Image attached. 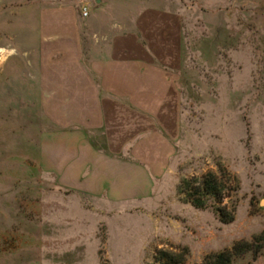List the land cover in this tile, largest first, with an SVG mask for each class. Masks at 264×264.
Listing matches in <instances>:
<instances>
[{"label":"rangeland","instance_id":"obj_1","mask_svg":"<svg viewBox=\"0 0 264 264\" xmlns=\"http://www.w3.org/2000/svg\"><path fill=\"white\" fill-rule=\"evenodd\" d=\"M166 3L183 30L173 158L152 192L111 208L105 225L89 201L56 185L59 128L45 115L38 59L24 53L31 43L20 32L0 31V264H113L103 252L119 233L139 253L125 264H206L244 243L231 264H264V0ZM117 11L107 8L108 22ZM208 173L221 199L196 194Z\"/></svg>","mask_w":264,"mask_h":264},{"label":"crops","instance_id":"obj_2","mask_svg":"<svg viewBox=\"0 0 264 264\" xmlns=\"http://www.w3.org/2000/svg\"><path fill=\"white\" fill-rule=\"evenodd\" d=\"M112 5L116 22L106 17ZM1 30L20 32L31 43L24 53L38 59L39 93L49 97L45 115L59 128L52 139L59 189L84 197L104 225L111 208L152 192L174 154L179 12L166 0H0ZM122 235L103 252L113 264L139 255L121 246Z\"/></svg>","mask_w":264,"mask_h":264},{"label":"trees","instance_id":"obj_3","mask_svg":"<svg viewBox=\"0 0 264 264\" xmlns=\"http://www.w3.org/2000/svg\"><path fill=\"white\" fill-rule=\"evenodd\" d=\"M197 190H198L196 193L197 195L202 194L206 197H216L218 199H221V195L224 189H223V185H221V182L217 180L216 176L208 173L204 175L202 179L200 180V188ZM191 202H192V205L196 208L204 207V201L193 199ZM216 211L220 219L223 222L231 221V218L225 217L226 215H224V212L222 209L219 208ZM249 248H250L249 244H246V243L236 244L229 251H222L213 256L207 257L208 263L206 264H231L232 259L234 257L243 254L244 250L247 251L249 250ZM161 254L164 255L162 252ZM181 261L182 260L173 261V259H171V261H169V263L167 264H180Z\"/></svg>","mask_w":264,"mask_h":264},{"label":"built area","instance_id":"obj_4","mask_svg":"<svg viewBox=\"0 0 264 264\" xmlns=\"http://www.w3.org/2000/svg\"><path fill=\"white\" fill-rule=\"evenodd\" d=\"M81 16L84 17V18L88 16V9H87V7H82L81 8Z\"/></svg>","mask_w":264,"mask_h":264},{"label":"water","instance_id":"obj_5","mask_svg":"<svg viewBox=\"0 0 264 264\" xmlns=\"http://www.w3.org/2000/svg\"><path fill=\"white\" fill-rule=\"evenodd\" d=\"M261 204L264 205V201H262Z\"/></svg>","mask_w":264,"mask_h":264}]
</instances>
